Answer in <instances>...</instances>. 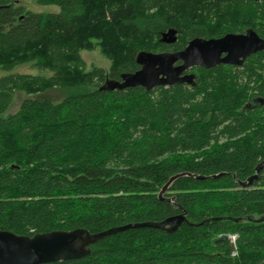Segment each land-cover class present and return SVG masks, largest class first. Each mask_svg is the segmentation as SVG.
Here are the masks:
<instances>
[{"label":"trees","instance_id":"trees-1","mask_svg":"<svg viewBox=\"0 0 264 264\" xmlns=\"http://www.w3.org/2000/svg\"><path fill=\"white\" fill-rule=\"evenodd\" d=\"M36 2L59 11L0 0V69L51 72L0 76V230L92 234L185 211L173 232L130 228L43 264H264V220L210 219L264 216V168L251 186L236 182L264 159V49L241 65L200 67L193 84L100 88L136 71L140 51L249 28L264 39V0ZM169 28L176 41L161 42ZM96 47L107 69L86 68L80 51ZM15 92L19 107L3 115ZM254 98L262 104L246 107ZM178 172L204 178L180 176L160 199Z\"/></svg>","mask_w":264,"mask_h":264},{"label":"water","instance_id":"water-1","mask_svg":"<svg viewBox=\"0 0 264 264\" xmlns=\"http://www.w3.org/2000/svg\"><path fill=\"white\" fill-rule=\"evenodd\" d=\"M177 31L169 28L163 32L161 42L173 43L177 39ZM264 49V39L254 30L248 29L244 33H227L217 38L195 37L188 41L187 45L178 51L150 52L140 51L136 56L139 68L134 72L121 74L120 80L108 79L102 89H125L128 87L142 86L152 89L157 86H170L174 84H192L194 74L184 73L192 66L213 67L220 63L241 65L243 60L257 51ZM222 54H224L222 56ZM180 61L179 64H176ZM264 168V159L255 166L254 174L244 180L236 179L242 187H248L258 179V173ZM222 173L210 175L218 178ZM184 175H193L202 179L204 176L189 172H178L172 175L163 185L158 197L163 199V193L168 185L176 178ZM170 201V198H165ZM186 212L171 215L161 221H144L127 223L111 227L90 234L86 229L53 230L45 233H37L30 237L18 235L8 230H0V264H43L48 262L77 259L88 253L87 245L99 238L115 234L130 228L153 227L165 229L167 232L175 231L183 222H186ZM227 218L234 221L239 219L260 222L264 216L251 217H214L210 219ZM210 219H206V222ZM197 223V224H201ZM195 223V225H197ZM222 236L216 241L227 239Z\"/></svg>","mask_w":264,"mask_h":264},{"label":"rangeland","instance_id":"rangeland-1","mask_svg":"<svg viewBox=\"0 0 264 264\" xmlns=\"http://www.w3.org/2000/svg\"><path fill=\"white\" fill-rule=\"evenodd\" d=\"M16 1L18 4L23 5L26 9L32 12L53 13V12L59 11V7L56 5H41L37 3L36 0H16ZM80 56L84 60L87 69H89L93 65L107 69L110 64L109 60L100 53L98 47L94 48L93 50H81ZM10 73H29V74H35V75L36 74H40V75H50L51 74V72L49 71L38 70L32 67L30 63L16 65L10 70L0 69V76L7 75ZM52 96L60 97L61 95L53 94ZM23 97H24V94L21 92L13 93L11 105L3 113V115H7L17 110ZM231 239L233 240V238Z\"/></svg>","mask_w":264,"mask_h":264},{"label":"flooded vegetation","instance_id":"flooded-vegetation-1","mask_svg":"<svg viewBox=\"0 0 264 264\" xmlns=\"http://www.w3.org/2000/svg\"><path fill=\"white\" fill-rule=\"evenodd\" d=\"M249 29H251V28H249ZM246 30H248V29H245L244 31H242V32H237V33H244ZM224 54H222V56H223ZM251 55V54H250ZM248 57V56H247ZM246 59V58H245ZM244 59V60H245ZM243 60V61H244ZM180 63V61H177L176 62V64H179ZM243 63V62H242ZM220 64H222V63H220ZM219 65V64H218ZM230 65H233V64H230ZM216 66V65H215ZM200 67H202V68H205V67H203V66H192L191 68H189L187 71H185L184 73H192V74H194V79H193V83H194V81H195V75H196V72H197V69L198 68H200ZM214 67V66H213ZM213 67H209V68H213ZM209 68H205V69H209ZM192 83V84H193ZM262 104V100L261 99H259V98H254V99H251L249 102H247L246 103V107H251V106H257V105H261Z\"/></svg>","mask_w":264,"mask_h":264},{"label":"built area","instance_id":"built-area-1","mask_svg":"<svg viewBox=\"0 0 264 264\" xmlns=\"http://www.w3.org/2000/svg\"><path fill=\"white\" fill-rule=\"evenodd\" d=\"M234 237H235V236L231 235V238H233V239H234Z\"/></svg>","mask_w":264,"mask_h":264}]
</instances>
